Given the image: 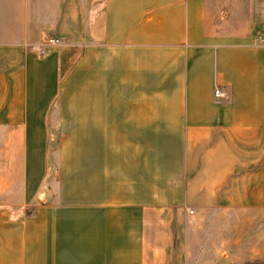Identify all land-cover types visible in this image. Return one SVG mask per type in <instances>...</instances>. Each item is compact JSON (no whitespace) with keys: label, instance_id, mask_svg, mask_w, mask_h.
Returning <instances> with one entry per match:
<instances>
[{"label":"crops","instance_id":"crops-1","mask_svg":"<svg viewBox=\"0 0 264 264\" xmlns=\"http://www.w3.org/2000/svg\"><path fill=\"white\" fill-rule=\"evenodd\" d=\"M209 13L0 0V264H264V38Z\"/></svg>","mask_w":264,"mask_h":264},{"label":"rangeland","instance_id":"rangeland-1","mask_svg":"<svg viewBox=\"0 0 264 264\" xmlns=\"http://www.w3.org/2000/svg\"><path fill=\"white\" fill-rule=\"evenodd\" d=\"M207 6L217 32L239 35L251 33L263 35L264 38V0H207ZM59 138V135L51 138L52 147L57 145Z\"/></svg>","mask_w":264,"mask_h":264},{"label":"built area","instance_id":"built-area-1","mask_svg":"<svg viewBox=\"0 0 264 264\" xmlns=\"http://www.w3.org/2000/svg\"><path fill=\"white\" fill-rule=\"evenodd\" d=\"M59 43H60V40L57 39V38H47L46 40L43 41L42 45H45V44L56 45V44H59ZM39 51L42 53V49H39ZM214 93H215L216 96H221L222 95V93L220 92L219 89H216Z\"/></svg>","mask_w":264,"mask_h":264}]
</instances>
